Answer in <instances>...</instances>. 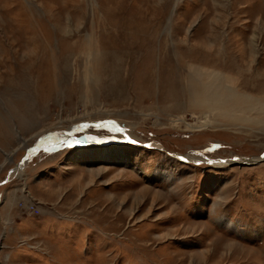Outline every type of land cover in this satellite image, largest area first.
I'll return each instance as SVG.
<instances>
[{"label": "rangeland", "instance_id": "obj_1", "mask_svg": "<svg viewBox=\"0 0 264 264\" xmlns=\"http://www.w3.org/2000/svg\"><path fill=\"white\" fill-rule=\"evenodd\" d=\"M261 154L264 0H0V264H264Z\"/></svg>", "mask_w": 264, "mask_h": 264}, {"label": "bare ground", "instance_id": "obj_2", "mask_svg": "<svg viewBox=\"0 0 264 264\" xmlns=\"http://www.w3.org/2000/svg\"><path fill=\"white\" fill-rule=\"evenodd\" d=\"M184 118L183 117H178L177 118V120H180V121H182ZM175 120V119H174ZM99 141H105L104 140V138L103 137H100V139H99ZM56 145H54V146H50L49 148L50 149H54V147H55ZM42 148H44L45 149V147L44 146H42ZM118 149H120V151H119V153L117 154V155H115V157H117L119 160H117V162H123V163H125L127 160V153H126V150L124 149V148H117V149H115V150H118ZM83 152H85L84 150H83ZM108 155V154H107ZM114 156V155H113ZM194 156V155H193ZM28 157V156H27ZM191 157V156H190ZM249 161H251V162H256V163H258V162H261V161H263L264 160V157H256V158H247ZM116 161V160H115ZM221 161V162H220ZM226 161V162H225ZM219 160V161H216L217 162V164H218V167L219 166H223V165H226L227 163H229L230 161H227V160ZM226 163V164H225ZM217 164H215V165H217ZM18 166H22V165H18ZM18 169V171H20V167L19 168H17ZM11 173H13V172H11ZM164 175H169L170 177H167L168 179H170L171 178V173H167V174H165L164 173ZM160 236V235H159Z\"/></svg>", "mask_w": 264, "mask_h": 264}, {"label": "water", "instance_id": "obj_3", "mask_svg": "<svg viewBox=\"0 0 264 264\" xmlns=\"http://www.w3.org/2000/svg\"><path fill=\"white\" fill-rule=\"evenodd\" d=\"M39 142V141H38ZM36 142L29 150H28V153L27 154H29L30 152H32V151H36L37 149H39L40 147H42L40 144H41V142ZM261 155H263V156H261V157H264V154H261ZM27 156V155H26ZM9 176L10 175H8L7 176V179L9 178Z\"/></svg>", "mask_w": 264, "mask_h": 264}, {"label": "crops", "instance_id": "obj_4", "mask_svg": "<svg viewBox=\"0 0 264 264\" xmlns=\"http://www.w3.org/2000/svg\"><path fill=\"white\" fill-rule=\"evenodd\" d=\"M54 145H56V144H52V146H54ZM60 145H61V144H60ZM48 147H49V145H48ZM55 148H56V147H55ZM50 150H51V149H50ZM82 150H83V149H81V151H79L80 153H77V154H80V156H81V154H82ZM80 156H79V157H80ZM93 173H94V172H93Z\"/></svg>", "mask_w": 264, "mask_h": 264}, {"label": "built area", "instance_id": "obj_5", "mask_svg": "<svg viewBox=\"0 0 264 264\" xmlns=\"http://www.w3.org/2000/svg\"><path fill=\"white\" fill-rule=\"evenodd\" d=\"M34 206H35V205H32V207H33L32 209H35Z\"/></svg>", "mask_w": 264, "mask_h": 264}]
</instances>
